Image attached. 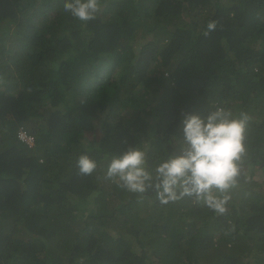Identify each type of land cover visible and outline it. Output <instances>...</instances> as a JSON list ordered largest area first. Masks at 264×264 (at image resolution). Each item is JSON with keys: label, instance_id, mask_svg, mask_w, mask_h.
I'll return each mask as SVG.
<instances>
[{"label": "trees", "instance_id": "16d2710c", "mask_svg": "<svg viewBox=\"0 0 264 264\" xmlns=\"http://www.w3.org/2000/svg\"><path fill=\"white\" fill-rule=\"evenodd\" d=\"M67 2L0 0V264H264V0H100L86 23ZM218 107L251 118L225 214L105 179L129 146L154 173Z\"/></svg>", "mask_w": 264, "mask_h": 264}, {"label": "clouds", "instance_id": "9594fccd", "mask_svg": "<svg viewBox=\"0 0 264 264\" xmlns=\"http://www.w3.org/2000/svg\"><path fill=\"white\" fill-rule=\"evenodd\" d=\"M100 8V0H70L64 5L65 12L85 23L95 19ZM216 24L210 21L204 35H209ZM182 115V136L175 137L178 151L158 163L154 173L146 167L145 151L129 146L112 157L105 179L130 193L143 194L151 188L163 204L190 197L195 204L223 215L229 193L241 175L246 155L245 132L251 118L243 111L234 116L223 107L203 116ZM76 167L78 174L91 175L97 163L82 154Z\"/></svg>", "mask_w": 264, "mask_h": 264}, {"label": "built area", "instance_id": "2783aa9c", "mask_svg": "<svg viewBox=\"0 0 264 264\" xmlns=\"http://www.w3.org/2000/svg\"><path fill=\"white\" fill-rule=\"evenodd\" d=\"M18 136L23 141L27 142L30 145H33L35 142L34 134L30 133L26 128L21 127L18 131Z\"/></svg>", "mask_w": 264, "mask_h": 264}, {"label": "rangeland", "instance_id": "374dc122", "mask_svg": "<svg viewBox=\"0 0 264 264\" xmlns=\"http://www.w3.org/2000/svg\"><path fill=\"white\" fill-rule=\"evenodd\" d=\"M256 176L258 177V176H259V174H257ZM256 179H257V178H256ZM258 180H260V179H258ZM258 180H256V181L258 182ZM254 186H256V184H255V183H254Z\"/></svg>", "mask_w": 264, "mask_h": 264}]
</instances>
